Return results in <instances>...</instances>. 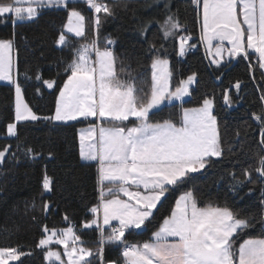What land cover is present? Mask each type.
Masks as SVG:
<instances>
[{"label": "snow or ice", "instance_id": "obj_1", "mask_svg": "<svg viewBox=\"0 0 264 264\" xmlns=\"http://www.w3.org/2000/svg\"><path fill=\"white\" fill-rule=\"evenodd\" d=\"M77 2L92 10L90 20L71 6L73 0H0V18L9 17L13 25L33 21L44 10H64L66 22L54 39L55 46L68 48L69 34L82 41L70 48L69 59L56 62V78L45 79L39 63L25 68V82L34 79L58 93L52 114L41 116L25 97L16 33L0 37V81L14 89L13 116L6 124L5 136L19 140L21 123L88 121L78 133L79 159L94 166L96 192L79 229L65 214L68 226L42 225L34 249L0 246V264H24L23 258L34 256L35 249L45 264H264V92L259 97V111L251 113L259 124V150L253 153V163L243 170V179L235 172L228 173L234 194L245 184L261 185L258 212L242 214L227 203L203 202L197 190L187 185L195 174L206 172L225 154L215 98L205 95L198 106H183L184 98L192 95L191 86L198 83V74L193 72L173 88L170 62L160 54L162 44L149 45L150 81L144 80L141 72L116 55L115 40L104 37L101 44L104 19L115 15V5L107 0ZM190 3L199 23V41L211 63L222 68L232 60L247 61L249 69L258 68L264 78V0ZM164 8L165 19L160 22L163 39L186 33L179 36L178 55L183 57L196 47L189 43L193 36L181 23L179 10L173 12L168 0ZM152 23L142 21L139 33L146 36ZM137 64L143 67L139 61ZM61 75L64 79L59 83ZM241 85L237 80L232 87L239 93ZM36 91L40 93V88ZM173 101H181L178 118L169 115L154 119L165 102ZM223 101L228 106L233 104L228 89L223 92ZM24 153L33 160L45 155L31 146H25ZM9 156L17 159L12 145L6 144L0 148V165ZM47 158L54 159L55 154L49 151ZM253 173L257 174L255 179ZM54 183L45 171L43 192L51 193ZM181 188L185 190L167 214H162L170 194ZM52 207L51 202L44 201L42 211L49 213ZM154 223L147 239H131L150 231ZM86 230L95 233L94 246L83 238ZM251 230H255L254 235ZM53 245L62 246V250ZM112 249L118 252L115 259L107 255Z\"/></svg>", "mask_w": 264, "mask_h": 264}, {"label": "trees", "instance_id": "obj_2", "mask_svg": "<svg viewBox=\"0 0 264 264\" xmlns=\"http://www.w3.org/2000/svg\"><path fill=\"white\" fill-rule=\"evenodd\" d=\"M115 5V15L104 19L101 28V44L104 37L115 40L113 50L120 60L130 63L133 69L142 73L143 79L150 81L151 54L147 49L155 43L161 44L162 57L170 62L173 72L172 86L188 75L196 72L198 83L191 88L192 95L183 102L184 107H196L207 95L215 98V114L220 124L225 154L204 173H197L187 187H194L203 202L212 201L221 205L227 203L242 214L258 212L262 198L259 183L245 184L238 188L237 193L230 190L232 183L229 172H235L243 179V170L253 163V153L259 150V124L251 113L260 108V95L264 92V78L258 68L249 69L248 62L236 59L234 64L214 69L204 59L203 48L198 43V22L190 0H168L171 10H179L181 23L186 24L188 32L193 36L189 43H195L185 56L178 55L179 32L176 37L163 39L160 22L165 19V0H107ZM82 13L91 19L92 10L85 3H73ZM103 18V14H101ZM151 20L146 36L141 35L138 28L142 21ZM66 22L64 10L48 9L33 21L12 24L9 17L0 18V37L7 38L13 31L16 33V47L20 66V80L25 85V97L38 115H51L54 110L56 90H47L34 79L25 82L23 72L26 67L42 65L45 79L56 78L57 61L67 60L71 56L70 48L78 46L79 38L69 35L71 44L61 49L55 46L54 39ZM91 26L88 36L91 38ZM43 54V55H41ZM137 61L143 65L139 67ZM255 64L254 60L252 61ZM31 75V73H30ZM219 76V79L217 78ZM64 76L58 79L62 83ZM237 80L242 82L239 93L232 90L229 95L233 104L240 102L235 108L229 109L223 101V92L229 89ZM40 88V93L36 89ZM240 98L242 100L240 101ZM14 89L8 84H0V148L6 144L12 145L16 160L10 156L0 165V246H23L25 250L34 249L41 236V226L63 228L68 226L63 216L69 218L78 226L85 217L86 206L95 202V169L79 159V129L88 126V121L50 124L47 122L21 123L19 125V140L5 136L6 124L13 116ZM181 103L165 105L154 119L167 118L172 115L178 118ZM232 104V105H233ZM239 132V137L236 133ZM20 148L17 149V144ZM31 146L42 151L44 158L35 160L28 158L24 147ZM231 147V152L228 148ZM52 151L55 158L49 160L47 153ZM54 179V190L43 192L42 178L44 172ZM257 176L253 173V179ZM249 189H252L249 192ZM184 188L170 194L168 201L161 209L167 214ZM49 201L53 205L51 212L44 213L42 205ZM35 217V219L33 218ZM150 231L131 239H147ZM255 234V230H251ZM83 238L94 246L95 233L86 230ZM110 259H115L118 252L115 249L107 253ZM24 264H45L41 252L35 249V255L25 257Z\"/></svg>", "mask_w": 264, "mask_h": 264}, {"label": "rangeland", "instance_id": "obj_3", "mask_svg": "<svg viewBox=\"0 0 264 264\" xmlns=\"http://www.w3.org/2000/svg\"><path fill=\"white\" fill-rule=\"evenodd\" d=\"M73 3H83V2H77V0H73ZM18 23V22H17ZM70 36H72L71 34H69ZM190 42V41H189ZM203 49H204V51H205V55H206V57H207V61H208V64L212 67V68H214V69H217V67H216V65H214V64H212L211 63V57L208 55V53L206 52V50H205V47H204V45H203ZM178 51H179V44H178ZM191 51V49L188 51V52H190ZM187 52V53H188ZM186 53V54H187ZM225 59H227V57L225 58ZM0 84H8L6 81H0ZM194 85H192L191 86V88L193 87ZM45 88H46V86H44ZM173 87V86H172ZM47 89V88H46ZM47 90H49V89H47ZM189 97V96H188ZM188 97H185L184 98V101L186 100V99H188ZM175 103H181V101H173L171 104H175ZM171 104H168L167 102H165V104L164 105H162L161 107H163V106H165V105H171ZM72 122H75V121H72ZM68 123H71V122H68ZM85 127H87V126H85ZM85 127H83V128H85ZM80 130V129H79ZM78 133H79V131H78ZM8 138H12V137H8ZM79 142V141H78ZM53 248H56V249H59V250H62V246H58V245H53Z\"/></svg>", "mask_w": 264, "mask_h": 264}, {"label": "water", "instance_id": "obj_4", "mask_svg": "<svg viewBox=\"0 0 264 264\" xmlns=\"http://www.w3.org/2000/svg\"><path fill=\"white\" fill-rule=\"evenodd\" d=\"M198 43H199V45L203 48V44L202 43H200V41H199V23H198ZM203 53H204V59H205V61H206V63H208V61H207V57H206V55H205V51H204V49H203ZM234 62H235V60H232V64H231V66L234 64ZM235 88H233L232 86L228 89L229 90V93L232 91V90H234ZM242 100V98H240V101ZM240 102H237L236 104H233V105H231V106H228V105H225V106H227L229 109H233V108H235L238 104H239Z\"/></svg>", "mask_w": 264, "mask_h": 264}, {"label": "crops", "instance_id": "obj_5", "mask_svg": "<svg viewBox=\"0 0 264 264\" xmlns=\"http://www.w3.org/2000/svg\"><path fill=\"white\" fill-rule=\"evenodd\" d=\"M261 71V70H260Z\"/></svg>", "mask_w": 264, "mask_h": 264}]
</instances>
